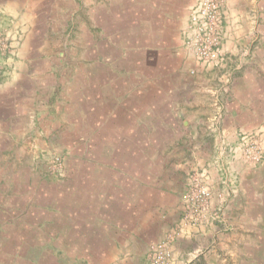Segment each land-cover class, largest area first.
<instances>
[{
  "label": "rangeland",
  "instance_id": "obj_1",
  "mask_svg": "<svg viewBox=\"0 0 264 264\" xmlns=\"http://www.w3.org/2000/svg\"><path fill=\"white\" fill-rule=\"evenodd\" d=\"M41 1L35 0L36 5ZM22 2L26 6L28 0ZM53 4L48 1L46 23L40 22L44 16L40 6L31 9L39 21L34 32L37 37L32 36L25 55L15 56L8 80L0 87V210L6 211L0 212V264H31L29 259L36 264H153L151 249L163 239L168 243L167 264H264V245L255 244V237L258 242L264 230H250L246 222L240 223L243 228L234 227L233 215L224 207L213 206V195L210 209L199 220L190 219L186 203L189 179L204 176L210 189L208 174L200 168H193L187 185H181L183 204L177 211L159 214L151 205L156 200L154 187L158 186L153 177L168 172L159 157L163 151L149 146L147 133L131 129L135 119L121 116L131 103L136 106L135 98L128 99L120 110L119 102L112 101L109 94L115 90L125 95L129 92L126 82L120 85L119 76L114 75L117 71L104 70L100 64L93 70L90 60L94 55L87 31L77 30L74 24L66 31V26L60 29ZM44 25L47 37L43 35ZM2 33L0 58L9 47ZM2 67L0 62V71ZM104 78H115L118 83L108 86L105 92L98 85ZM104 95L106 103L99 98ZM114 109L122 118L118 116L112 124L109 112ZM43 112L48 114L40 115ZM112 126L116 131H128L118 134L128 143L122 141L115 144V149H104L112 145L104 141L114 136ZM4 128L10 130L8 134ZM255 136L262 146L260 135ZM241 152L244 163L255 166L246 161L244 148ZM117 172L138 177L137 182L129 179L126 183L131 192L139 191L137 183L144 180L143 213L120 214L114 205L106 206L109 193L103 190L110 188L109 182L102 179ZM102 218L132 224L131 229H137L138 235L132 233L126 239L135 237L138 241L105 244L95 233ZM89 239L95 244L90 259L86 245ZM73 241L83 242L72 247ZM47 242L48 250H39ZM75 248L86 252L73 253ZM174 254L179 257L174 259Z\"/></svg>",
  "mask_w": 264,
  "mask_h": 264
},
{
  "label": "crops",
  "instance_id": "obj_2",
  "mask_svg": "<svg viewBox=\"0 0 264 264\" xmlns=\"http://www.w3.org/2000/svg\"><path fill=\"white\" fill-rule=\"evenodd\" d=\"M48 1L42 0L36 5L35 0H28L29 10L22 0H0V33L5 32L2 34L9 46L0 58L3 65L0 87L8 80L15 56L25 55L32 36L37 37L34 32L39 21L31 9L40 6V12L44 14V21L40 22L46 23L50 13ZM51 1H54L53 12L57 16L55 23L60 29L66 26L63 29L66 31L74 24L77 30L87 31L94 55L90 60L93 70L100 64L104 70L117 71L114 75L119 76L120 85L126 82L124 86L129 92L125 95L116 94L115 90L109 94L112 101L119 102L120 110L128 99L135 98L136 106L131 103L128 112L121 116L135 119V127L131 129L135 133L138 130L140 134L147 133L149 146L163 151L159 157L164 160L168 172L153 177L158 186L154 187L153 198L156 200L151 203L159 214L177 211L183 204L181 185H187L193 168H200L208 174L206 181L212 190L213 206L224 207L230 212L234 227H242L240 223L246 222L250 230H264V161L248 166L241 152L245 134L260 135L264 150V0L224 1L223 60L210 64L197 62L184 48V30L197 0ZM81 15H84L83 23ZM45 27L43 35L47 37ZM192 71L195 74L192 75ZM116 82L115 78H104L98 85L106 92L107 87ZM99 98H103L104 103L108 101L106 95ZM104 114L106 121L107 111ZM109 114L112 124L118 116L122 118L115 109ZM112 127L114 136L104 140L112 145L104 149H115V144H122V141L128 143V139L119 136L125 129L116 131ZM4 130L7 134L10 131ZM129 179L132 182L139 180L118 172L111 178L102 179L109 182L110 188L103 190L104 194L109 193L105 195L109 200L106 206L114 205L120 214L143 213L146 205L144 180L137 183L141 188L139 191L131 192L126 184ZM0 212L5 214L6 211ZM102 219L95 233L105 244H131L135 237L130 241L126 237L132 233L138 235L137 229H131L132 224L128 226L119 219ZM262 236L258 237L260 242L252 236L256 238L255 244L264 245V232ZM74 241L72 247L83 242L74 244ZM44 245L39 250H46L49 243ZM86 245L90 259L95 244L89 239ZM74 252L86 250L76 251L75 248ZM173 256L174 259L179 257L178 254ZM29 261L36 264L32 259Z\"/></svg>",
  "mask_w": 264,
  "mask_h": 264
},
{
  "label": "built area",
  "instance_id": "obj_3",
  "mask_svg": "<svg viewBox=\"0 0 264 264\" xmlns=\"http://www.w3.org/2000/svg\"><path fill=\"white\" fill-rule=\"evenodd\" d=\"M225 0H197L192 7L189 24L184 30V48L201 64L219 63L223 60L221 49L224 38L223 18ZM191 74H195L194 71ZM244 155L247 162L259 165L264 161V150L255 135L242 137ZM204 176L189 179L186 203L191 220H199L211 207L212 192L205 185ZM153 264H167L168 243L158 241L152 249Z\"/></svg>",
  "mask_w": 264,
  "mask_h": 264
}]
</instances>
